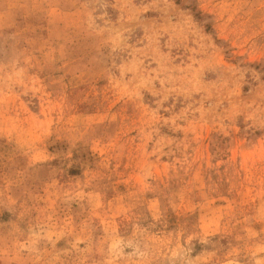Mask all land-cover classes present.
Here are the masks:
<instances>
[{
    "label": "rangeland",
    "instance_id": "rangeland-1",
    "mask_svg": "<svg viewBox=\"0 0 264 264\" xmlns=\"http://www.w3.org/2000/svg\"><path fill=\"white\" fill-rule=\"evenodd\" d=\"M0 264H264V0H0Z\"/></svg>",
    "mask_w": 264,
    "mask_h": 264
}]
</instances>
